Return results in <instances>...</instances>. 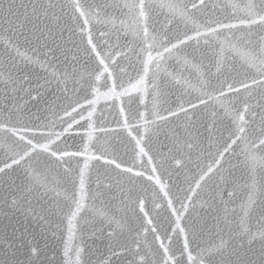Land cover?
I'll use <instances>...</instances> for the list:
<instances>
[{
	"label": "water",
	"instance_id": "1",
	"mask_svg": "<svg viewBox=\"0 0 264 264\" xmlns=\"http://www.w3.org/2000/svg\"><path fill=\"white\" fill-rule=\"evenodd\" d=\"M138 2L0 0V164L25 149L20 134L49 145L0 175V264H264V24H239L264 0H145L154 57L206 33L147 73L145 24L125 7Z\"/></svg>",
	"mask_w": 264,
	"mask_h": 264
},
{
	"label": "snow or ice",
	"instance_id": "2",
	"mask_svg": "<svg viewBox=\"0 0 264 264\" xmlns=\"http://www.w3.org/2000/svg\"><path fill=\"white\" fill-rule=\"evenodd\" d=\"M199 3L200 5H203L204 3V0H199ZM76 10L80 12V15L81 16H84L85 13L83 12V10L81 9L80 5L77 3L74 5ZM125 7H134V8H137L138 9V13H137V19L141 20L144 22L145 26L143 27L142 29V33H143V44L145 45V47L142 49V52H146L147 53V57L146 59H143L142 60V64L144 66V72L147 73L148 70H149V66L151 65V63L158 57L161 61H163L165 59V56H164V53H171L173 49H178L181 45H184L186 44L189 40H193V39H197L199 36L201 35H206V33H199L197 32L196 36H189L187 34H185L184 38L181 39L179 37L176 38V42L175 43H172L171 44V47H164V50L163 52H159L157 51L156 53V57H154L152 55V51L154 50L155 48V45H156V37L155 35L152 36L151 38V42H149V29H148V26H147V20H148V14L146 12V7L147 5L145 4V0H139L138 4L136 5H132V6H129V5H125ZM160 8H164V7H167L169 8L170 10L174 7L173 5L171 4H160L159 5ZM193 8L197 7L196 4H193L192 5ZM233 8L236 7V5H232ZM255 6L254 5H245V8H248V9H251V8H254ZM85 24L88 23L87 19H85L84 21ZM255 23H261V24H264V9L261 10V13L258 14V19H252L250 17H245V18H241L239 20V24H247V25H251V24H255ZM237 27V24H234V23H229V24H220L218 25L216 28H211L209 29V32H212V33H215L218 31L219 28H236ZM103 35V34H102ZM207 43V41H205ZM87 43L89 45L92 46V51L93 52H96V46L93 44V41H92V37L91 35L89 34L88 35V39H87ZM258 52H259V55L261 57V60L264 61V47H261L258 49ZM96 56H97V59H98V66H97V70L95 72V79L97 81H100L102 78L105 79L106 81V77H105V74L107 73V76L108 77H111L112 76V72L110 71L109 69V64L106 63V59L104 57H101L100 56V53L99 52H96ZM157 67H159V65H157ZM219 71V69H217ZM253 84H261V83H264V81H257V80H253L252 81ZM105 86H107L106 82H105ZM116 82L115 80L113 79L112 80V84H111V87H110V91H114L115 88H116ZM251 87V85L249 83H245L243 81L240 82V87H233V85L231 83L227 84V90L229 92H240L241 88L243 89H249ZM226 93L224 91H221L220 92V95L221 96H224ZM200 104H206L207 102L203 99H200ZM189 106L192 108V109H195L197 107L196 104H193V103H190ZM77 109L76 108H72V111L75 112ZM180 111H183V112H187L188 109L184 108L183 106L180 107ZM244 111L247 112L248 111V105L245 104V107H244ZM171 115H175L176 113H170ZM65 115H70V113L66 112ZM161 119H165V117H160ZM243 116H240V119L243 120ZM21 133L23 132H26V131H29L28 129H20L19 130ZM240 132H244L245 129L243 128H240L239 129ZM13 133L16 134V131L13 130ZM58 135V134H57ZM18 139L20 141H24L26 143V147L23 151H19V152H15L13 155L11 156H7L6 159L2 162V164H0V175H7L8 171L11 170L14 166H18L21 164L22 161H26L31 155L33 152H35L37 150V148H41L43 151H48V148H49V145L48 144H43V145H38V144H35L33 143V141L31 139H27L25 138V136L23 134H20L18 136ZM55 141H50V143H54ZM233 143H235V141H233ZM259 145L260 146H264V139H260L259 140ZM231 148V144H228L226 146V151L227 149ZM141 152H143V149H141ZM51 155L52 156H56L57 153L56 152H51ZM64 156H68V155H78V153L76 154H73V153H68V152H64L63 153ZM221 156V159L223 157V153L220 154ZM253 159H255V157H253ZM110 163H115L114 161H110ZM214 163H218V162H214ZM116 168H120L121 165L116 163L115 164ZM85 167H87V165H85ZM209 172L212 171V166L209 165ZM125 171H128V172H131L132 169L131 168H128V169H125ZM153 172L156 171L155 168H153L152 170ZM136 175H142V173H136ZM148 179H152V177H148ZM201 179H203V177H201ZM80 185H81V188L83 187V172H81V181H80ZM199 186V184L197 183V187ZM165 195H167V193H165ZM251 199V198H250ZM73 202L75 204V207H72V205H69L68 206V213H67V219H68V223L69 225L71 226L72 225V222H73V219L75 217L78 216L79 214V211L81 210V204L78 200H75V198L73 197ZM168 206L170 208H172V201L171 199L168 200ZM181 208H184V205L181 204ZM140 211L141 212H144V204L143 202L140 203ZM172 213L173 215L177 216V220H179V210L175 209V208H172ZM145 215H147V213H145ZM149 224L152 223L151 220L148 221ZM152 231L155 232V228L152 229ZM172 231H175V229H172ZM180 232H184V229L183 228H180ZM261 235L264 236V231L261 232ZM157 239H159V237H157ZM188 237L187 235H185L184 237V250H187L188 249ZM161 247H163V244H161ZM225 247V245L223 243H221L220 245L217 246L216 248V251L219 252L221 250H223V248ZM35 249H33V254H35ZM165 251V254H167L168 252V249H164ZM192 256H191V253L189 252V260H192ZM164 264H168V261L165 260ZM173 264H182V262L180 260H174L173 261Z\"/></svg>",
	"mask_w": 264,
	"mask_h": 264
}]
</instances>
